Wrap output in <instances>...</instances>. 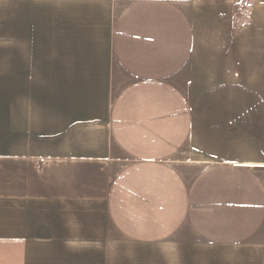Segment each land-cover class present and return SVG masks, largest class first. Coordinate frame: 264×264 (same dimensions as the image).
I'll list each match as a JSON object with an SVG mask.
<instances>
[{"label":"crops","instance_id":"crops-1","mask_svg":"<svg viewBox=\"0 0 264 264\" xmlns=\"http://www.w3.org/2000/svg\"><path fill=\"white\" fill-rule=\"evenodd\" d=\"M2 82L0 264H264V0H0Z\"/></svg>","mask_w":264,"mask_h":264},{"label":"rangeland","instance_id":"rangeland-1","mask_svg":"<svg viewBox=\"0 0 264 264\" xmlns=\"http://www.w3.org/2000/svg\"><path fill=\"white\" fill-rule=\"evenodd\" d=\"M28 5V4H27ZM37 5V3H36ZM62 86L63 88H77L89 89V93L93 94L96 99L103 94L106 84L90 83V84H54V86ZM82 85V87H81ZM46 89H42L43 92H48V86L50 84H42ZM7 97L10 104H19L22 107L23 104L26 107L27 113V125H33L34 113L36 111L37 117V83L27 82H2L0 83V97Z\"/></svg>","mask_w":264,"mask_h":264}]
</instances>
